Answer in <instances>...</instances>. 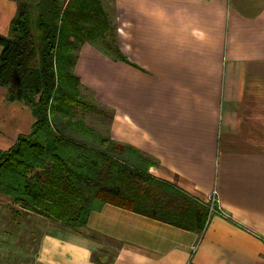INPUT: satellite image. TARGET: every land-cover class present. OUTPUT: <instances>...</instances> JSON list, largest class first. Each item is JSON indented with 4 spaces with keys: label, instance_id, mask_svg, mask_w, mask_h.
I'll list each match as a JSON object with an SVG mask.
<instances>
[{
    "label": "crops",
    "instance_id": "crops-1",
    "mask_svg": "<svg viewBox=\"0 0 264 264\" xmlns=\"http://www.w3.org/2000/svg\"><path fill=\"white\" fill-rule=\"evenodd\" d=\"M113 3L125 60L86 42L74 73L114 112L112 140L153 160L149 173L191 197L197 216L215 191L217 210L185 228L106 203L84 230L46 220L34 257L15 264H264V0ZM18 4L0 0L1 35ZM34 121L0 84V151Z\"/></svg>",
    "mask_w": 264,
    "mask_h": 264
},
{
    "label": "trees",
    "instance_id": "trees-1",
    "mask_svg": "<svg viewBox=\"0 0 264 264\" xmlns=\"http://www.w3.org/2000/svg\"><path fill=\"white\" fill-rule=\"evenodd\" d=\"M112 28L114 44L106 47L125 60L101 0H19L9 35L0 34V84L10 100L32 109L35 121L29 134L0 151V194L75 231L106 203L161 219L170 215L165 220L190 228L209 210L197 216L191 197L149 173L153 160L128 157L142 153L87 125L93 105L82 97L75 64L86 42Z\"/></svg>",
    "mask_w": 264,
    "mask_h": 264
},
{
    "label": "rangeland",
    "instance_id": "rangeland-1",
    "mask_svg": "<svg viewBox=\"0 0 264 264\" xmlns=\"http://www.w3.org/2000/svg\"><path fill=\"white\" fill-rule=\"evenodd\" d=\"M36 1L37 0H34V2ZM60 1L64 2L65 0ZM101 3L104 10L109 15L112 24L116 26L113 0H101ZM113 30L114 28H112L111 31H108L106 35L104 33L102 37L96 39V43L103 47H106V44L108 43L114 44L113 38L115 35ZM82 94L85 101H91L93 105L91 111H86L87 125L94 130L95 134L107 137L108 127L111 123L112 110L97 103L93 98L92 93L87 91L83 86ZM127 156L135 159L137 158L140 162H144L143 159L147 157L143 153L141 154V157H138L135 153H130V155L127 154ZM46 220L64 226L61 221L56 220L51 216L24 210L20 204L14 203L12 200L11 202L0 203V238L6 242L5 256L3 259H0L1 264L5 262L8 264H15L16 262H21L23 260H31L36 252L40 229L46 224Z\"/></svg>",
    "mask_w": 264,
    "mask_h": 264
},
{
    "label": "built area",
    "instance_id": "built-area-1",
    "mask_svg": "<svg viewBox=\"0 0 264 264\" xmlns=\"http://www.w3.org/2000/svg\"><path fill=\"white\" fill-rule=\"evenodd\" d=\"M209 208H210V214H213V212H216L217 210V205L219 204V199L216 195V191L213 194V196L211 197V199L209 200Z\"/></svg>",
    "mask_w": 264,
    "mask_h": 264
}]
</instances>
